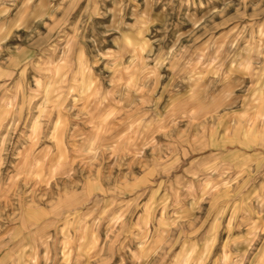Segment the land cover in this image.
Returning a JSON list of instances; mask_svg holds the SVG:
<instances>
[{
    "label": "rangeland",
    "instance_id": "obj_1",
    "mask_svg": "<svg viewBox=\"0 0 264 264\" xmlns=\"http://www.w3.org/2000/svg\"><path fill=\"white\" fill-rule=\"evenodd\" d=\"M262 56L264 0H0V262L264 264L262 169L205 145Z\"/></svg>",
    "mask_w": 264,
    "mask_h": 264
},
{
    "label": "crops",
    "instance_id": "obj_2",
    "mask_svg": "<svg viewBox=\"0 0 264 264\" xmlns=\"http://www.w3.org/2000/svg\"><path fill=\"white\" fill-rule=\"evenodd\" d=\"M258 62V71L253 80L249 81L247 78L246 74L249 71L244 65L236 68L234 73L226 74L240 81L245 78L246 87L237 103H230L216 111L215 117L208 125L205 141L206 152L212 160L221 166L231 165L237 170L238 179L241 181L250 177V173L258 168L262 169L264 177V56L260 57ZM28 100L30 102V95ZM5 111H0L2 117ZM56 125L59 128L57 136L60 137L64 124ZM86 191L89 192L87 189ZM43 213L38 206H28L24 217L27 223L46 222ZM68 234H71L70 230ZM39 235L40 232L32 230L11 232V239L15 238L20 242L13 247L15 242L11 240V245L1 251L0 264H37L32 260L37 250L34 240L40 237ZM65 249L62 254L70 252L80 254V251H83L79 247ZM10 258L12 261L9 262Z\"/></svg>",
    "mask_w": 264,
    "mask_h": 264
},
{
    "label": "clouds",
    "instance_id": "obj_3",
    "mask_svg": "<svg viewBox=\"0 0 264 264\" xmlns=\"http://www.w3.org/2000/svg\"><path fill=\"white\" fill-rule=\"evenodd\" d=\"M158 31H159V30H158ZM163 39H165L164 36H160V37L157 38L158 42L161 41V40H163ZM160 67H163V65H160Z\"/></svg>",
    "mask_w": 264,
    "mask_h": 264
}]
</instances>
